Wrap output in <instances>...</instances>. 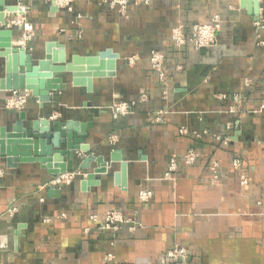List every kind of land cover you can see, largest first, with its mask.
<instances>
[{
  "label": "crops",
  "instance_id": "0c3cea01",
  "mask_svg": "<svg viewBox=\"0 0 264 264\" xmlns=\"http://www.w3.org/2000/svg\"><path fill=\"white\" fill-rule=\"evenodd\" d=\"M257 1L256 12L255 0H132L122 14L95 1L77 0L68 11L55 0H5L13 43L36 58L52 42L69 61L107 50L118 58L115 75L95 78L91 92L70 74L52 102L30 92L11 109L14 92H0V129L8 132L23 112L27 121L92 124L70 185L43 189L56 177L45 166L0 160L1 264H173L167 253L175 245L188 252L181 264H264V0ZM215 18L213 48L174 44L173 29L190 35ZM152 52L165 56L164 82ZM121 102L135 105L122 115L113 110ZM191 150L198 158L188 165ZM113 153L127 164L125 186ZM88 156L105 165L81 169ZM103 168L84 190L88 174ZM143 190L150 200L141 201ZM110 211L130 222L102 229Z\"/></svg>",
  "mask_w": 264,
  "mask_h": 264
},
{
  "label": "water",
  "instance_id": "95a60500",
  "mask_svg": "<svg viewBox=\"0 0 264 264\" xmlns=\"http://www.w3.org/2000/svg\"><path fill=\"white\" fill-rule=\"evenodd\" d=\"M255 10L259 9L255 0ZM5 0H0V67L4 66V76L0 77V92L28 91L44 102H52L51 93L66 88L62 75L70 74L72 84L93 89V80L99 77L114 76L118 55L111 50L94 56L73 54L70 61L64 47L54 42L47 45L45 54L36 58L33 53L13 43L14 33L7 26ZM91 112L97 115L96 109ZM91 123H79L74 120L51 121L43 117L27 121L25 112L21 113L12 130L0 129V160L5 159L9 168H16L20 163L38 162L45 166L53 176L74 170L75 152L87 137ZM65 146V149H61ZM67 157L68 161L63 162ZM112 161L121 163L122 185L125 186L127 164L119 153H113ZM93 161L100 166L104 162L94 156H88L81 164V169H89ZM88 174L82 182V188L88 189L96 179L97 172ZM118 179L119 176L116 175ZM50 192L54 188L50 187ZM57 195V193H55Z\"/></svg>",
  "mask_w": 264,
  "mask_h": 264
},
{
  "label": "built area",
  "instance_id": "2783aa9c",
  "mask_svg": "<svg viewBox=\"0 0 264 264\" xmlns=\"http://www.w3.org/2000/svg\"><path fill=\"white\" fill-rule=\"evenodd\" d=\"M75 1L77 0H55L56 5L58 7L66 8L68 11H72V6ZM85 1H95L100 4H105L109 6L111 9L118 10L122 14H125L128 11L129 6L132 2V0H85ZM17 23L20 24V22ZM220 29H221V21L219 20V18H215L212 24L194 26L190 35L186 34L183 31L182 27H177L172 31V39L177 47H182L186 45L188 42H193L196 48H200V49L213 48L217 43V34L220 31ZM150 60L154 70L158 72L161 82H164L166 79L165 56L160 52H152L150 55ZM13 92L14 95L7 100L6 105L8 108L20 109L26 104L30 92L28 91H21V92L13 91ZM145 97L146 95L142 96V98L144 99ZM132 105H135V103L134 102L117 103L113 107V110L116 113H121L122 115H126L128 114L129 107ZM160 120H161L160 118L156 119L157 122H160ZM197 158H198L197 152L191 150L185 156V162L188 165H192L195 163ZM239 163H240L239 161H235L236 166L239 165ZM175 167H176L175 162L173 160L170 167L171 171H174ZM169 175L170 173L168 174V176ZM77 176H78V172H74V171L60 174L56 176L53 180H51L49 184L43 186L42 188L45 189L48 186L63 187L70 185ZM152 196L153 194L149 190H143L140 192L141 201H148L152 198ZM14 211L15 209L10 210L9 214H12ZM129 222L130 220L126 219L119 212L110 211L108 213L105 222H103L102 229L118 230L122 224ZM5 241H6L5 239H2L0 241V250H2ZM167 257L169 258V260H171V262H173V264H181L182 262H185L188 259V252L186 248L180 245H175L174 248L168 251Z\"/></svg>",
  "mask_w": 264,
  "mask_h": 264
},
{
  "label": "rangeland",
  "instance_id": "374dc122",
  "mask_svg": "<svg viewBox=\"0 0 264 264\" xmlns=\"http://www.w3.org/2000/svg\"><path fill=\"white\" fill-rule=\"evenodd\" d=\"M6 107H7V105H6ZM8 108V107H7ZM11 109H13V108H11Z\"/></svg>",
  "mask_w": 264,
  "mask_h": 264
}]
</instances>
